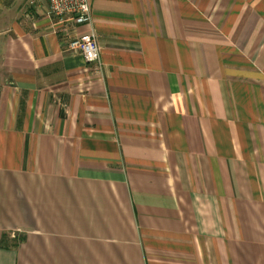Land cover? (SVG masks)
<instances>
[{
    "label": "crops",
    "instance_id": "crops-1",
    "mask_svg": "<svg viewBox=\"0 0 264 264\" xmlns=\"http://www.w3.org/2000/svg\"><path fill=\"white\" fill-rule=\"evenodd\" d=\"M88 1L0 0V264H264V0Z\"/></svg>",
    "mask_w": 264,
    "mask_h": 264
},
{
    "label": "built area",
    "instance_id": "built-area-1",
    "mask_svg": "<svg viewBox=\"0 0 264 264\" xmlns=\"http://www.w3.org/2000/svg\"><path fill=\"white\" fill-rule=\"evenodd\" d=\"M45 14L60 22L70 18L76 24L89 23L92 18L88 0H46ZM67 48L69 51L80 52L88 63L99 60V46L93 31L74 36L69 40Z\"/></svg>",
    "mask_w": 264,
    "mask_h": 264
}]
</instances>
